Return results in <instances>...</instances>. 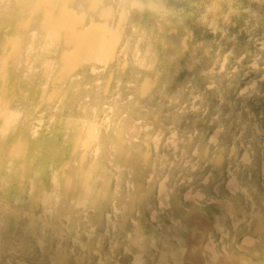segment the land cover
Returning <instances> with one entry per match:
<instances>
[{
	"label": "clouds",
	"instance_id": "1",
	"mask_svg": "<svg viewBox=\"0 0 264 264\" xmlns=\"http://www.w3.org/2000/svg\"><path fill=\"white\" fill-rule=\"evenodd\" d=\"M0 264H264V0H0Z\"/></svg>",
	"mask_w": 264,
	"mask_h": 264
},
{
	"label": "bare ground",
	"instance_id": "2",
	"mask_svg": "<svg viewBox=\"0 0 264 264\" xmlns=\"http://www.w3.org/2000/svg\"><path fill=\"white\" fill-rule=\"evenodd\" d=\"M182 212L183 209L178 208L173 213V215L179 216L182 214ZM220 214H222V209L219 206H211L205 209L203 213H197L193 216L188 217V219L186 220V224L188 225L190 230L192 228H202L204 226L210 225L213 222L214 217ZM164 219L165 223H167L166 218Z\"/></svg>",
	"mask_w": 264,
	"mask_h": 264
},
{
	"label": "rangeland",
	"instance_id": "3",
	"mask_svg": "<svg viewBox=\"0 0 264 264\" xmlns=\"http://www.w3.org/2000/svg\"><path fill=\"white\" fill-rule=\"evenodd\" d=\"M211 206H215V205H211ZM211 206H209V207H211ZM166 218V221L168 222V219H167V217H165Z\"/></svg>",
	"mask_w": 264,
	"mask_h": 264
}]
</instances>
